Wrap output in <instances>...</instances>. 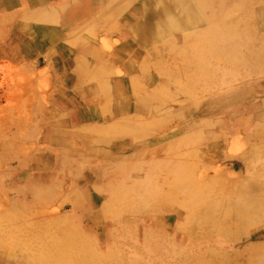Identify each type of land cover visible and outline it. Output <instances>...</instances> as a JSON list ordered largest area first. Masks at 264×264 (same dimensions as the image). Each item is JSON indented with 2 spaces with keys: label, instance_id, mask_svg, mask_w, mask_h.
<instances>
[{
  "label": "rangeland",
  "instance_id": "1",
  "mask_svg": "<svg viewBox=\"0 0 264 264\" xmlns=\"http://www.w3.org/2000/svg\"><path fill=\"white\" fill-rule=\"evenodd\" d=\"M187 1L198 4L132 0L153 26L148 44L132 50L145 58L141 90H153L139 141L155 144L107 192L103 227L78 212L74 191L50 185L59 162L43 141L48 69L7 61L13 51L0 47V254L25 264L61 254L80 264H264V0H216L193 10L194 21L210 22L173 26L190 13ZM182 179L223 198L228 241L196 214ZM247 184L258 190L241 198Z\"/></svg>",
  "mask_w": 264,
  "mask_h": 264
},
{
  "label": "crops",
  "instance_id": "2",
  "mask_svg": "<svg viewBox=\"0 0 264 264\" xmlns=\"http://www.w3.org/2000/svg\"><path fill=\"white\" fill-rule=\"evenodd\" d=\"M147 14L132 0H0V47L13 51L5 60L41 62L53 81L43 141L59 167L50 185L74 191L91 226L103 227L107 192L155 144L139 141L153 90H141L145 58L132 50L151 39Z\"/></svg>",
  "mask_w": 264,
  "mask_h": 264
},
{
  "label": "bare ground",
  "instance_id": "3",
  "mask_svg": "<svg viewBox=\"0 0 264 264\" xmlns=\"http://www.w3.org/2000/svg\"><path fill=\"white\" fill-rule=\"evenodd\" d=\"M187 2H189V1H187ZM196 2L198 3L197 5H192L191 3L190 4L188 3L186 9L190 13H185V14H183V17L180 16L177 19H175L174 22H173V24H174L173 26H177V27L188 26V25H191L192 22H196L197 23L200 20L210 22L209 16L207 18L206 17L205 18L200 17L199 19L196 18V20L194 21V17H192L193 16V10H194V8L199 9V8H202V7H204V8L205 7H210V8H212V7H219L218 6L219 4H225V2H227V0H225V2H224V0H220L219 1L220 3L218 5H217L216 0H211V1H208V2L207 1H204L203 3H200V0H198ZM227 5L228 4H225L226 7H227ZM170 6L172 7V9L175 10V2H172V4H170ZM243 8L246 9L247 6L246 5H243ZM248 9H249V12H251L252 11V6H249ZM219 10H220L219 14H221V10L222 9L219 8ZM226 14H229V13H226ZM218 25L217 24L216 25H211L210 27L216 28V27H218ZM195 60H197V59H195ZM200 61H202V60H199V62ZM180 183L184 187L183 189L185 191L187 190L189 202L193 206L200 208L198 210V213H196V214L199 215V216H203L204 218L206 217L207 219H210L208 225H212L213 226V229L216 227V231H215V234L217 235L216 237H218L220 240H224L225 239V241H228L229 238H230V236L228 234V230L225 227H223V223L221 221H219L220 219L218 218V216L221 217V215H224V213H222V211H224L223 208L226 209V207H227V206H224L223 208H221L222 207V204L224 202L223 201V198H221L220 195L218 197L212 196V194L209 193L208 188H206L202 184L193 183L189 187L188 186V180L187 179H182ZM262 185H264V183H260L258 186L259 187H262ZM245 189L246 190H242V192H239L238 193V194H240V197L241 198L244 197V195L242 193H244L246 191H250L253 188L249 184H247V187ZM253 190L256 191L258 189L257 188H254ZM216 191H217V189H216ZM215 192L213 194H215ZM221 202H222V204H220ZM224 205H225V203H224ZM226 211H228V210H226ZM229 211L230 212H233L234 210L230 209ZM247 213L250 214V211H247ZM209 216H210V218H209ZM197 226H198V224L196 223L195 225H189V228L190 229H194ZM47 254H48V252H47ZM50 255H52V254H50ZM51 257L54 258L55 261L48 260L47 258H49V257H47V258L44 259V256L42 255V257H41L42 261H40V263L41 264H80V261H76L77 263L76 262H73L72 263V260L70 259V257L67 256V255H64V254H61L59 256L52 255ZM227 261H228V258L227 257L226 258L224 257V258H221L219 260V263L220 264H226ZM0 264H25V262L23 260H21V261H19V260L18 261L17 260H13V259H10L9 257H6L4 254H0Z\"/></svg>",
  "mask_w": 264,
  "mask_h": 264
}]
</instances>
